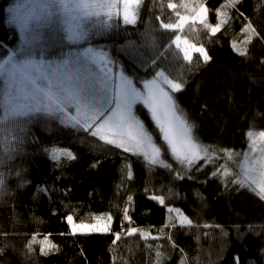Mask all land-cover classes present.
<instances>
[{
  "label": "trees",
  "instance_id": "trees-1",
  "mask_svg": "<svg viewBox=\"0 0 264 264\" xmlns=\"http://www.w3.org/2000/svg\"><path fill=\"white\" fill-rule=\"evenodd\" d=\"M11 1L0 0V57L19 41ZM201 8L205 19L194 20ZM75 34L53 20L38 47L48 56L100 48L137 88L162 73L178 85L170 95L192 135L213 150H243L250 131H264V0H138L132 22L97 15ZM178 35L207 58L184 57ZM133 110L165 166L37 120L42 142L26 148L13 197L0 203V264H264V200L175 157L146 107ZM168 207L187 222L170 220ZM97 215H110L107 231L71 230L69 217L91 224Z\"/></svg>",
  "mask_w": 264,
  "mask_h": 264
},
{
  "label": "rangeland",
  "instance_id": "rangeland-1",
  "mask_svg": "<svg viewBox=\"0 0 264 264\" xmlns=\"http://www.w3.org/2000/svg\"><path fill=\"white\" fill-rule=\"evenodd\" d=\"M138 0H12L6 9L7 22L19 35L16 46L0 57V203L10 202L15 190L23 153L40 144L38 119L49 118L69 133L88 132L125 151L140 155L152 165L165 166L158 146L134 114L141 103L162 131L170 152L191 165L207 166L221 184L247 187L264 200V131H250L240 151L218 152L194 138L190 126L177 110L171 91L178 85L162 73L140 88L100 48L42 52L38 36L53 20L63 24L65 35L76 36L78 27L90 17L119 15L133 21ZM201 8L194 20L205 19ZM184 22L181 17L172 28ZM184 57L203 47L178 35L174 40ZM41 117V118H38ZM66 152V151H64ZM162 203V199L158 198ZM169 219L186 218L168 207ZM68 221L73 232H105L110 215H97L91 224ZM129 230L116 239L134 234ZM143 238H153L138 231Z\"/></svg>",
  "mask_w": 264,
  "mask_h": 264
}]
</instances>
